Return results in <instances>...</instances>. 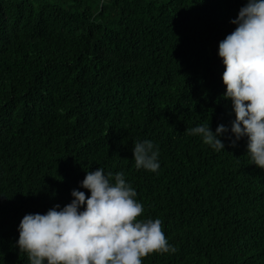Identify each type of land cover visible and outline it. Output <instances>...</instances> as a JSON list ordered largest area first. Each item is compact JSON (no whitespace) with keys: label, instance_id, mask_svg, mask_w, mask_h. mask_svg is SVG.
Here are the masks:
<instances>
[{"label":"trees","instance_id":"trees-1","mask_svg":"<svg viewBox=\"0 0 264 264\" xmlns=\"http://www.w3.org/2000/svg\"><path fill=\"white\" fill-rule=\"evenodd\" d=\"M247 0H0V264L24 215L122 172L174 254L143 264H264V170L236 146L218 44ZM229 128L216 152L188 129ZM151 140L158 173L136 169Z\"/></svg>","mask_w":264,"mask_h":264},{"label":"clouds","instance_id":"clouds-1","mask_svg":"<svg viewBox=\"0 0 264 264\" xmlns=\"http://www.w3.org/2000/svg\"><path fill=\"white\" fill-rule=\"evenodd\" d=\"M235 29L218 44L224 65L223 98L230 100L235 119L230 132L236 146L247 138L251 164L264 170V0H247L235 19ZM216 152L225 151L223 124L188 129ZM136 169L158 173L159 148L151 140L132 148ZM84 191L72 190L69 204L54 205L46 213L23 216L16 241L29 264H143L152 254H174L177 248L165 236L162 220L142 218L144 206L122 172L113 177L103 168L85 171Z\"/></svg>","mask_w":264,"mask_h":264}]
</instances>
